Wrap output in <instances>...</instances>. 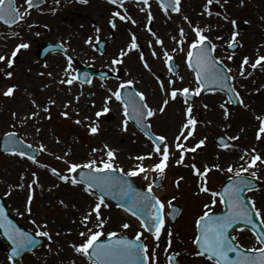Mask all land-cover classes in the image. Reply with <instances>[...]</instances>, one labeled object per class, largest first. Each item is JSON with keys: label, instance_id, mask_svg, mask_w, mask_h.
I'll list each match as a JSON object with an SVG mask.
<instances>
[{"label": "rangeland", "instance_id": "obj_1", "mask_svg": "<svg viewBox=\"0 0 264 264\" xmlns=\"http://www.w3.org/2000/svg\"><path fill=\"white\" fill-rule=\"evenodd\" d=\"M69 1L68 6H65L61 0L58 5L53 3L58 11V15L54 17L53 13L40 15L32 12L31 17L28 16L26 21L18 26L19 28L8 29L0 24V55H10L21 37L24 42L30 44L26 52L18 54L14 68L11 70L14 72L11 79L4 76V72L9 71L6 61L0 62V69H3V72H0V140L6 133L16 132L23 140L34 146L39 148L41 144L45 146V150H40L41 155L35 163L0 152V196L7 203L10 214L22 226L35 234L39 230H46L52 234L51 241L43 237L45 244L18 262L9 259L7 254L9 247L0 237V264H71L73 260L75 264H88L85 258L75 254L69 245L78 243L82 239L79 232L85 229L80 221L88 206L93 203V197L84 193L79 186L60 181L51 173V169L56 168L62 174L71 175L67 171L68 164L65 161L84 163L93 158L99 161L101 157L106 158L104 152H93L92 149L102 150L107 144L117 154L116 165L129 170L138 163L131 157L152 150L151 143L145 140L130 123H128V131H123L122 106L114 97L108 104L110 119L105 118L108 113L99 118L95 113L102 109L105 98L111 95L109 89L115 91L122 82L128 80L134 81L138 91L145 92L147 102L153 108H157L165 98L156 77H164L166 86L168 80L172 79L176 88L196 87L193 73L189 71L186 63V51L195 38V33L189 23L183 19L184 16L189 17L193 26L206 29L204 34L217 46L216 58L223 60L224 64L232 69L230 75L235 77L233 84L244 100V105L231 106L225 95L220 92L196 96L190 102L193 106V116L197 120L196 130L184 143L192 147L198 140L206 137V144L195 153H187L184 164L177 165L175 161L179 153L172 145V141L179 134L181 123L185 119L186 105L180 96L175 101H170L165 113L152 118L150 124L157 135L163 134L167 137L170 153H175L170 157L161 187L154 189V192L165 202L172 197L176 198L173 204L182 209L176 225L168 224L160 236V245L157 248L155 247L157 241L143 232L136 220L107 203L108 207L102 208L103 217L107 220L103 231L105 233L116 231L129 237H135L137 232H143L142 241L148 245L150 252H154L156 264H170L168 256L175 252L180 253L178 260L181 264H211L207 259L194 257L193 238L196 233L195 221L203 214L205 204L212 205V197L210 193H200L197 190L199 177L194 174L191 167L185 165L195 163L203 170L205 165L219 164L222 170L213 169L208 176V187L212 191H218L219 184L233 175L227 171V168L231 165L235 169L245 162L240 159L244 150L255 148L264 156V134H261V139H256L260 126L257 117H264V69L258 67L252 70L249 64L245 66L247 78L238 74L242 57L248 56L250 62H254L258 55H264V0H244L243 4L241 0H227V3L220 0V3L208 6L213 13L211 16L202 15L207 0H182L181 12L176 14L168 12L167 15L155 2H150V8L145 5L135 7L137 10L125 6L128 14L137 23L116 19L115 29L108 23L110 15L103 10V8L117 10L115 6L106 4L104 0H89L88 4H80L77 0ZM97 5L106 7L99 9ZM141 8L152 12L154 19L150 25L147 21V11H141ZM119 10L122 13L124 11V9ZM233 20L236 21L235 25L232 23ZM237 23L243 25L241 31H236ZM149 26L156 36L148 31ZM96 27L101 29L99 33L96 32ZM181 27L185 31L183 52L179 51L180 46L172 39L173 36L177 40L180 39ZM37 32L39 35H36ZM233 32L237 33V41L241 45L240 50L234 55L224 51V45L231 42ZM13 33L20 35L14 36ZM132 34L138 38L137 42L142 45L143 51L141 48L133 50L123 58V63L112 64V60L119 56L120 50L126 49L130 44ZM89 37L93 38L92 44L85 43ZM217 37L222 39H216ZM98 38L108 42L105 54L99 53L95 47ZM157 38L163 40V46L156 43ZM45 42H60L69 50L70 55L76 60V63H71V75L74 76L76 69L82 64L92 66L98 71L106 70L114 74L119 72L117 74L119 79L107 80L103 83L94 80L85 86L77 81L72 85L61 84L60 80L67 78L64 70L69 61L61 54H52L45 59H39L37 55L39 46ZM173 48L177 50L173 52ZM165 49L173 56V61L178 67L177 76L172 75L165 65L163 56ZM153 50L157 53L155 57L152 55ZM141 52L151 71L144 68L140 60ZM229 56L233 58L229 60ZM49 72L52 73L51 76L47 75ZM249 72L251 75H247ZM181 77L184 79L183 83L179 81ZM12 85L17 86L14 94L5 97L4 91ZM89 94L93 97L89 98ZM77 97L79 100L76 99ZM32 101H35L39 108L35 107ZM51 101L55 103L52 104ZM65 104H69V107L65 108ZM205 104L208 105L207 108L204 107ZM221 104H225L229 110L227 120L224 119V109L220 107ZM44 107H48L47 113L42 110ZM64 111L69 113L67 118L61 114ZM13 112L18 114L15 119L12 116ZM32 112H38L39 115L25 122L24 117L30 116ZM76 120H80L81 123H75ZM90 124L98 125L97 134H90L88 128ZM219 135L240 138L232 140L233 147L225 150L215 144V139ZM66 152L69 153L67 156H65ZM157 160V156L153 155L152 159L143 163L148 168ZM33 173L36 174L35 177ZM142 174L132 178L144 189H147L148 184L153 183L158 176L151 171L148 175L149 179L145 180ZM257 175L264 179V165L259 166ZM180 177H183V180L180 181V187H177L176 181ZM34 179L38 183L32 185L34 199L31 205L32 213L28 214L24 212L29 194L27 186L32 184ZM21 183L25 185L23 189L19 188ZM252 198L264 217V188L252 195ZM60 200H63L68 207H63L59 203ZM211 210H222V204L217 202L212 205ZM20 212H24V215H20ZM33 220L36 224L32 223ZM122 223H128L130 227L126 230L122 229ZM43 224L48 225L47 229L39 227ZM89 226L94 231L98 230L94 222ZM169 231L172 232L171 249H167ZM57 232L60 233L59 236L56 235ZM238 237L245 246L252 248L258 246L249 232L240 233Z\"/></svg>", "mask_w": 264, "mask_h": 264}, {"label": "snow or ice", "instance_id": "obj_2", "mask_svg": "<svg viewBox=\"0 0 264 264\" xmlns=\"http://www.w3.org/2000/svg\"><path fill=\"white\" fill-rule=\"evenodd\" d=\"M42 0H25L27 8L33 9L38 8ZM80 4H88L89 0H77ZM107 2L116 7L117 10H113L110 13V19L108 23L115 29L117 27L116 19L120 21L136 24L137 21L133 19L124 8L125 0H107ZM140 2L150 8L149 0H140ZM161 9L164 11L165 15L168 14L169 10L175 13L181 12L182 0H157ZM227 3V0H224ZM244 0H241L243 4ZM55 4H59L60 0H54ZM213 3H220V0H207L204 6V13L211 16L213 13L209 10L210 5ZM119 9H124L123 13ZM53 14H55L56 9H50ZM141 11H147V21L150 25L154 19L152 12L145 8H141ZM30 13H22L15 4V0H0V21L5 25H15L20 21H24L26 15ZM219 15V13H217ZM183 19L189 23L195 33V38L189 44L186 51V63L187 67L192 71L195 78V88L174 87L175 81L172 79L168 80L167 86L160 77H156L159 82L160 91L164 94V99L157 108H153L147 102V96L143 91L129 92L128 95L122 96L120 89H126L134 85L133 80H128L122 82L119 88L115 91L109 89L111 93L110 96L105 98L104 106L101 110L95 113L97 118L108 113L110 108L108 106L109 101L114 97L116 101H119L123 106V116L124 120L122 122L123 131H128L129 119L134 120L143 130L145 136L152 143V150L146 154L137 155L131 157L138 161L132 168L125 170L123 167H118L116 165L117 154L114 149L109 145L105 144L102 150L92 149L93 152L103 151L104 157H101L99 161L95 158L88 160L84 163H72L65 161L68 164L67 171L73 175L62 174L56 168L51 169V173L57 176L60 181L65 184L70 183L72 186H79L81 190L88 196L93 197V203L88 206L85 211L80 224L85 229L79 232V236L82 238L78 243H72L69 246L75 254L85 258L88 264H156V259L154 252H150L148 245L142 242L143 232H137L134 238H129L122 233L116 231H109L105 233L103 229L107 224V220L103 217L102 208L108 207L106 202V195H112L113 198H122L125 201V210L130 212L132 216L137 217L141 221V227L151 233L155 241H157L155 247H159V240L162 230H164L165 219L164 211L166 206L172 208V215L175 218V212L177 209L173 207V201L176 199L172 197L171 200L167 202L162 201L155 194H153V184L149 183L146 191H138L132 183L128 181V177H136L141 173L145 175L143 178L148 180L149 177L146 174L149 169L145 167L144 161L152 159L153 155L157 156L158 160L151 166V171L158 174L159 177L165 175V170L168 167V162L172 155L175 153H170L169 143L167 137L163 134L156 135L151 133L152 125L147 121L156 117L158 114H164L170 101H175L178 96L183 98V103L186 105L184 109L185 119L181 123L179 128V134L176 135L172 141V145L179 153L178 159H176L177 165H182L185 162V155L189 152L195 153L198 149H201L206 144V137L198 140V142L192 146L188 147L184 141H187L189 137H192L195 133L197 120L193 116V106L189 102L192 96H199L201 92L209 84H217L222 88H227L230 93H234V97L239 100L241 105H244V100L240 98V93L235 90L234 87L228 84L230 79H235L229 74L232 72L231 68H228L224 64L223 60L217 59L213 53L216 50V45L212 42L211 38L205 35V28L199 26H193L189 17L184 16ZM227 19V17H225ZM233 25L236 21H232ZM32 27V25H29ZM47 27V26H45ZM96 32L99 33L101 29L96 27ZM148 31L151 32L153 36L156 33L152 31L149 27ZM14 36H19V33H13ZM36 35H39L37 32ZM180 39L177 40L175 36L172 37L179 45V51H185L182 47L185 42V31L181 27L179 29ZM216 39H222V37H217ZM92 37H89L85 43L92 44ZM156 43L163 46V40L157 38ZM237 41V33L233 32L231 37V42L229 47L234 46ZM151 46V41L149 42ZM139 44L137 43V37L135 34L131 35V42L127 45L126 49H121L119 56L112 60V64L123 63V58L127 56L131 51L138 50ZM30 48V44L21 40L14 46L10 55H0V62L6 61L7 69H13L15 61L21 50H27ZM177 49L173 48L172 51L175 52ZM152 55L155 57L157 55L156 51H152ZM164 62L168 67V71L172 72L173 67L171 61L173 56L165 49L163 51ZM233 57L229 56L228 59L231 60ZM140 60L143 62V66L148 71H151L150 65L144 59L143 52L140 53ZM264 55H258L254 62H250L248 56L242 57V61L239 66L238 74L240 77L247 78L245 72V66L250 64L252 70H256L258 67L264 69ZM71 57H69V63L67 68L64 70L66 79L60 80L61 84L72 85L76 81V77L71 75ZM3 72V69H0ZM40 75H45V73H39ZM175 74V73H174ZM14 72L9 70L4 72V76L7 79H11ZM51 76L52 73H47ZM251 75V72L247 73ZM183 80V77L180 78ZM91 83V81H88ZM16 85H12L6 88L4 91L5 97H11L15 90ZM259 91V90H257ZM79 100V97L76 98ZM33 105L39 108V105L32 101ZM52 104L55 101H51ZM70 104V102H69ZM69 104H65V108L69 107ZM205 108L208 107L207 104L204 105ZM220 107L224 109V119L229 118V110L225 104H221ZM44 112H48V107L42 109ZM65 118L69 116L67 111L61 113ZM17 113L13 112L12 116L15 119ZM38 112H32L30 116H25V122L28 119H34L38 116ZM51 118L50 116L48 117ZM260 120V126L256 135V139H261V134H264V117H257ZM75 123L80 124V120H76ZM90 134H97L99 131L98 125L90 124L88 125ZM40 131V129H37ZM8 139L5 141L6 144L14 143L13 138L16 136L15 132L6 133ZM239 136L228 137V140H237ZM220 146L227 150L233 145L221 140ZM31 147V145H29ZM40 150H45L43 144L40 145ZM13 154H18L24 157L26 153L24 151L15 152ZM69 153H65L67 156ZM247 157V159H245ZM28 159L35 160L33 157L29 156ZM61 159V157H57ZM241 160L245 161L243 164L239 165L237 168L229 166L227 171L233 175L229 177L230 183L228 187L224 188L223 191H212L208 187V174L213 170H222L219 164H214L212 166L205 165L203 170H201L195 163L191 165H185L186 167H191L194 174L200 178L199 191L202 193H210L212 197V205L217 202L223 203L227 207V211L223 215H216L212 212V205L205 204L203 214L200 215L195 221L196 235L193 238V244L195 246L194 255L197 257H206L208 261H214L215 264H264V231L257 232L255 235L257 244L259 247H253L245 249L242 245L237 244L236 237L231 239L228 236V229L233 226L237 221H244L245 223H252V213H255L256 217H261L262 213L259 208H257L256 203L252 200L251 207L245 204L242 198V193L245 188L251 190L252 179H259L257 172L260 165H264V156H262L255 148L251 150H244V154L240 157ZM247 174V175H245ZM33 177L36 176L35 173L32 174ZM251 178V179H250ZM23 180V177H21ZM183 177H180L176 181V186L180 187V181ZM37 180H33L32 184L27 187L29 189V194L25 203L24 212L28 214L32 213V202L34 199V190L32 188L33 184H37ZM25 185L23 183L19 184V188L23 189ZM59 203L63 207H68L63 200ZM24 212H20V215H24ZM94 218V221H93ZM94 222V226L98 230H93L90 227V223ZM36 224V221H32ZM75 223V221H73ZM260 224L264 225V219L260 220ZM41 229H47L48 225L43 224L39 226ZM122 229H128L130 225L128 223H122ZM0 229H4V235L8 237L9 240L14 244L12 251V257L18 256L24 249L35 245L36 240L28 233L17 228L11 220L7 218L3 207H0ZM36 235L41 237H46L49 241L52 240V234L46 230L37 231ZM57 236L60 235L59 232L56 233ZM168 243L167 249L172 247V232H168ZM103 238V240H102ZM229 253H235V258L229 256ZM180 255L179 252H175L168 256L170 264H178L176 258ZM71 264H75V260L71 261Z\"/></svg>", "mask_w": 264, "mask_h": 264}, {"label": "water", "instance_id": "obj_3", "mask_svg": "<svg viewBox=\"0 0 264 264\" xmlns=\"http://www.w3.org/2000/svg\"><path fill=\"white\" fill-rule=\"evenodd\" d=\"M125 1H127V0H125ZM140 1V0H139ZM57 49H60V47L58 46V45H48V46H46L45 48H44V50L42 51L43 53H42V55L41 56H43V55H45V54H47V53H50V52H54L55 50H57ZM228 84L230 85V80L228 81ZM215 89H219V90H223V91H226L227 93L229 92L228 91V89L225 87V88H222V87H220L219 85H217V84H209L206 88H205V90H215ZM130 92H132V91H130ZM231 94V93H230ZM122 96H127V92L125 93V94H123ZM229 98L231 99V101L235 104V102H234V100L232 99V97L229 95ZM136 123V122H135ZM136 125L144 132V130L136 123ZM6 139H8V137L6 138ZM13 140H14V143H11V144H6V143H4V148H3V151L4 152H10V153H13V150H15V152H20V151H24L25 152V148H23L22 146H24V147H26V145H24L22 142H20V141H18V140H16L15 138H13ZM6 141V140H5ZM128 179V181L130 182V183H132V185L134 186V188H136V186L134 185V183L129 179V178H127ZM229 183H230V181L229 182H227L226 184H224L223 186H222V188H221V191H223V189L224 188H226V187H228V185H229ZM258 186V182L257 181H255V180H253L252 179V183H251V190H253V189H255L256 187ZM138 190V189H137ZM138 191H140V190H138ZM248 191H250L248 188H245V190H244V192L242 193V198L244 199V202H245V204L246 205H248L249 207H251V203H250V201L249 200H247L246 198H245V195H246V193L248 192ZM106 198H109V199H113V200H115V202L116 203H118V205L119 206H121V207H123L124 209H125V207H127V205H125V201H124V199H122V198H119V197H117V198H113V196L112 195H106ZM4 203H0V207H3V210H4V212L6 213V215H7V212H6V210H5V208H4ZM224 207H225V209H224V212H226L227 211V207H226V205L224 204ZM224 212L222 213V214H220V215H223L224 214ZM175 218H173V215L171 214V218H172V221L174 222L175 220H176V218H177V216H178V209H177V211L175 212ZM7 218H8V215H7ZM9 219V218H8ZM10 220V219H9ZM257 220V217L255 216V213L253 212L252 213V223L251 224H248V223H245L244 221H237L236 223H234L233 224V226L231 227V228H229L228 229V236H229V238H230V235L232 234V232H234L236 229H240V228H251L253 231H254V233L256 234L257 232H260V226H259V223L256 221ZM13 222V221H12ZM13 224L17 227V224L16 223H14L13 222ZM18 228V227H17ZM1 230V232H2V236L8 241V242H10V244H11V246H12V248H14L15 246H14V244L12 243V241L11 240H9L8 239V237L7 236H5L4 235V229H0ZM262 231V230H261ZM150 233V232H149ZM29 234V233H28ZM32 236V235H31ZM33 237V236H32ZM34 238V237H33ZM35 239V238H34ZM231 239V238H230ZM36 240V244L35 245H33V246H30V247H28V248H26V249H24L18 256H14L13 258H15V259H18L23 253H25V252H28V251H32V250H35V249H37L42 243H41V241L40 240H37V239H35ZM12 251L13 250H11V256H12ZM229 256L230 257H232V258H235V253H229Z\"/></svg>", "mask_w": 264, "mask_h": 264}, {"label": "bare ground", "instance_id": "obj_4", "mask_svg": "<svg viewBox=\"0 0 264 264\" xmlns=\"http://www.w3.org/2000/svg\"><path fill=\"white\" fill-rule=\"evenodd\" d=\"M129 5H128V8L129 9H132V8H135L136 6H135V3H133V2H131V3H128ZM126 5V4H125ZM97 8H103V7H106V6H103V5H97L96 6ZM136 10H137V8H135ZM103 10H105V13L106 14H109L110 15V13H111V11H113V9L112 8H109L108 10H106V8H103ZM171 27H173V26H171ZM172 34H173V32H172ZM160 79L161 80H164V78L163 77H160Z\"/></svg>", "mask_w": 264, "mask_h": 264}, {"label": "flooded vegetation", "instance_id": "obj_5", "mask_svg": "<svg viewBox=\"0 0 264 264\" xmlns=\"http://www.w3.org/2000/svg\"><path fill=\"white\" fill-rule=\"evenodd\" d=\"M46 2L44 3V6L45 5H51V4H53L54 3V0H45ZM61 1H63L64 2V4H65V6H68V5H70V1L69 0H61Z\"/></svg>", "mask_w": 264, "mask_h": 264}]
</instances>
